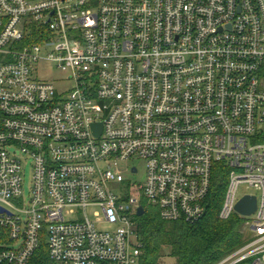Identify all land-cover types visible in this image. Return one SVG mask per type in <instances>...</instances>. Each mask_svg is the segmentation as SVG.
<instances>
[{
	"label": "built area",
	"instance_id": "built-area-1",
	"mask_svg": "<svg viewBox=\"0 0 264 264\" xmlns=\"http://www.w3.org/2000/svg\"><path fill=\"white\" fill-rule=\"evenodd\" d=\"M218 164L257 210L217 264H264V0H0V264H139L137 208L198 223Z\"/></svg>",
	"mask_w": 264,
	"mask_h": 264
},
{
	"label": "trees",
	"instance_id": "trees-1",
	"mask_svg": "<svg viewBox=\"0 0 264 264\" xmlns=\"http://www.w3.org/2000/svg\"><path fill=\"white\" fill-rule=\"evenodd\" d=\"M212 176L205 200L207 211L198 223L165 222L152 208L136 219L138 237L143 244L139 264H161L166 249L175 264H217L249 241L243 233V218L238 214L228 220L219 218L229 182L227 170L218 164ZM32 256L28 264H58L48 256L45 241Z\"/></svg>",
	"mask_w": 264,
	"mask_h": 264
},
{
	"label": "rangeland",
	"instance_id": "rangeland-1",
	"mask_svg": "<svg viewBox=\"0 0 264 264\" xmlns=\"http://www.w3.org/2000/svg\"><path fill=\"white\" fill-rule=\"evenodd\" d=\"M49 51L43 52L42 53L43 56L46 57ZM33 76L41 81H46L49 83L52 82L54 84L55 90H57L59 97L66 95V93L71 91V88L73 87L72 81L68 79L67 73L65 74L62 73L61 70L57 68V65L52 62L41 61L36 66V70L33 73ZM130 164L137 166L139 169V172L135 175L129 173L127 179H129L132 184L142 185L145 181L146 163L140 160H133L130 162ZM24 181H25L24 182L25 194L27 195L29 192L30 186L32 185L30 167H28L26 170ZM241 191H244V188H241ZM248 192L254 193V194L257 193L255 190H251V189H249ZM99 212L100 210L98 208L87 209V214L92 221L96 220L95 213H99ZM97 225H98V229H101L102 231L109 232V233L114 232V229H115V226L113 227V226L102 224V223H99ZM243 233L247 239L249 236H247V233L244 231V229H243ZM165 253H166V257H164L161 260V264H175V260L168 256L169 255L168 249H166Z\"/></svg>",
	"mask_w": 264,
	"mask_h": 264
},
{
	"label": "water",
	"instance_id": "water-1",
	"mask_svg": "<svg viewBox=\"0 0 264 264\" xmlns=\"http://www.w3.org/2000/svg\"><path fill=\"white\" fill-rule=\"evenodd\" d=\"M236 213L242 217L249 218V216L253 215L257 210V199L255 195H246L242 197L236 203ZM138 217H142L144 215V210L141 207H138Z\"/></svg>",
	"mask_w": 264,
	"mask_h": 264
}]
</instances>
